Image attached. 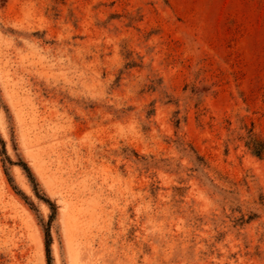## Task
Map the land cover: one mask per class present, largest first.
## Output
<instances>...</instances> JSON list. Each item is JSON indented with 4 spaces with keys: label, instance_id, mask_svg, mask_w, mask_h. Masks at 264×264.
Listing matches in <instances>:
<instances>
[{
    "label": "rangeland",
    "instance_id": "1",
    "mask_svg": "<svg viewBox=\"0 0 264 264\" xmlns=\"http://www.w3.org/2000/svg\"><path fill=\"white\" fill-rule=\"evenodd\" d=\"M0 139V264H264V0H0Z\"/></svg>",
    "mask_w": 264,
    "mask_h": 264
},
{
    "label": "trees",
    "instance_id": "2",
    "mask_svg": "<svg viewBox=\"0 0 264 264\" xmlns=\"http://www.w3.org/2000/svg\"><path fill=\"white\" fill-rule=\"evenodd\" d=\"M0 142H1V139H0ZM254 152L255 154H259V150L258 149H254ZM21 167L22 169L24 170V172L26 173V176L28 177L29 181L31 182L32 186H33V190L36 194V196L40 199H42L44 202H46L51 210V216L52 217L54 214H55V211H56V207L55 205L50 202L48 199H44L43 197H40L37 193V190H36V183L34 182V179H33V175L30 171V169L27 167V165L25 163H21ZM44 237H45V254H46V258H47V264H51L50 263V247H49V242H50V233H49V230L48 228L45 229L44 231Z\"/></svg>",
    "mask_w": 264,
    "mask_h": 264
}]
</instances>
